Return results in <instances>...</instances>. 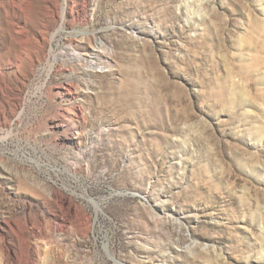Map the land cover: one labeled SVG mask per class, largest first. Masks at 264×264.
Wrapping results in <instances>:
<instances>
[{"label":"rangeland","instance_id":"obj_1","mask_svg":"<svg viewBox=\"0 0 264 264\" xmlns=\"http://www.w3.org/2000/svg\"><path fill=\"white\" fill-rule=\"evenodd\" d=\"M0 264H264V0H0Z\"/></svg>","mask_w":264,"mask_h":264},{"label":"bare ground","instance_id":"obj_2","mask_svg":"<svg viewBox=\"0 0 264 264\" xmlns=\"http://www.w3.org/2000/svg\"><path fill=\"white\" fill-rule=\"evenodd\" d=\"M85 1H87V0H85ZM21 45H22V43H21ZM64 54H66L65 56H68V58L73 62L83 63V67H84L83 71H84L85 75L88 77L94 76V74L97 73L98 71L101 72V70H99V69H103V68L108 67L106 65V63H108L107 59H108L109 53H108V48H107L105 42H103V41H101L98 44L96 43V46L86 53V55H87L86 57L81 55L78 52V50L75 47H72L71 45H70V47L68 46V48H66ZM55 56H56L55 58L57 60V59H59V57L61 55L60 56L55 55ZM71 85L72 86L69 87L70 93L73 91V88H74L73 86L75 85V83H74V85L73 84H71Z\"/></svg>","mask_w":264,"mask_h":264}]
</instances>
